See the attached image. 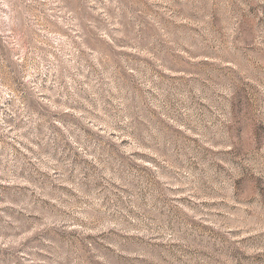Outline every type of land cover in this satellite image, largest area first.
Here are the masks:
<instances>
[{
    "label": "rangeland",
    "instance_id": "374dc122",
    "mask_svg": "<svg viewBox=\"0 0 264 264\" xmlns=\"http://www.w3.org/2000/svg\"><path fill=\"white\" fill-rule=\"evenodd\" d=\"M0 264H264V0H0Z\"/></svg>",
    "mask_w": 264,
    "mask_h": 264
}]
</instances>
